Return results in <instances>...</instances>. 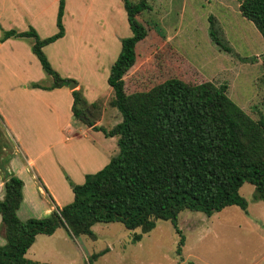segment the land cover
Listing matches in <instances>:
<instances>
[{"label": "trees", "instance_id": "1", "mask_svg": "<svg viewBox=\"0 0 264 264\" xmlns=\"http://www.w3.org/2000/svg\"><path fill=\"white\" fill-rule=\"evenodd\" d=\"M131 35L121 39V49L107 78L112 88L109 104L122 119L112 128L93 126L106 136L117 137L118 151L99 170L86 173L84 181H70L73 200L55 205L43 217L22 220L17 209L23 199V181L7 169L9 156H0L4 195L0 198V264H53L26 257L38 234L51 235L57 228L77 237L94 239L96 223L119 222L139 229L134 241L152 230L158 220H169L178 234L176 255L181 256L184 236L178 227L182 210L210 216L236 205L247 211L239 193L244 183L254 186V198L264 201V116L252 118L227 94L226 83L205 80L191 83L181 76L165 78L146 90L127 91L125 75L136 61V47L147 30L139 15L151 7L147 0H123ZM64 0H59L57 32L41 38L33 27L3 31L1 41L30 38L31 50L43 70L53 78L49 88L68 84L55 71L43 47L64 34ZM241 15L250 20L264 40V0H240ZM210 39L220 49L232 48L221 36L213 16L208 18ZM72 113L92 125L97 103H87L72 90ZM92 254L95 259L98 255ZM178 264H194L181 261Z\"/></svg>", "mask_w": 264, "mask_h": 264}, {"label": "rangeland", "instance_id": "2", "mask_svg": "<svg viewBox=\"0 0 264 264\" xmlns=\"http://www.w3.org/2000/svg\"><path fill=\"white\" fill-rule=\"evenodd\" d=\"M147 2L151 8L142 11L139 19L148 36L137 45L136 61L125 75L127 91L146 90L175 75L191 83L205 80L226 83L230 99L252 118L264 116V40L254 24L241 15L240 0ZM210 16L231 52L220 49L210 39ZM130 35L128 30L124 37ZM108 72L109 67L106 76ZM111 96L112 91L97 99L93 111L95 116L102 113L103 106L109 108L104 113L108 129L122 119L116 107L110 111ZM3 128L6 139L10 138ZM78 134L79 141L64 145L68 150L72 147L74 152L82 153L84 142L91 141L99 147L94 141H100L109 159L118 151L116 136L107 137L102 132ZM3 139L0 133V142ZM86 149L89 151V147ZM7 150L0 152V156H7ZM239 193L247 201L246 212L232 205L210 216L188 209L179 213L178 227L184 236L181 256L176 255L178 234L169 220H158L139 241L133 240L139 229H126L119 222L94 224V239L87 235L73 237L64 228H58L51 235L38 234L26 256L35 255L54 264H178L183 259L194 264H264V201L254 198V186L250 183H244ZM193 217L206 219L194 228ZM100 252L92 258V254Z\"/></svg>", "mask_w": 264, "mask_h": 264}, {"label": "crops", "instance_id": "3", "mask_svg": "<svg viewBox=\"0 0 264 264\" xmlns=\"http://www.w3.org/2000/svg\"><path fill=\"white\" fill-rule=\"evenodd\" d=\"M58 6L59 0H0V38L5 30L24 31L29 27L41 38L53 35L58 30ZM62 23L64 34L46 44L43 51L61 77L70 79L68 83H76L73 89L68 84L49 88L53 78L33 54L30 38L0 40V133L4 137L0 152L8 149L7 169L23 181V199L17 209L22 220L43 217L55 205L70 203L73 200L70 181L82 183L86 173L101 169L109 161L100 141H94L99 147L91 141L84 142L82 153L64 145L79 141L78 132L97 134L102 131L93 126L106 128L108 124L104 113L109 108L104 106L100 115L96 113L92 125L75 119L72 90H79L89 104L111 94L106 69L110 70L117 50L120 52L121 39L130 31L124 2L64 0ZM112 107L111 112L115 111ZM2 127L8 130L10 138L6 135V139ZM3 176L0 169V198L4 195ZM205 219L193 217L194 228ZM3 243L0 234V244ZM30 248L25 255L28 256ZM29 258L50 263L35 255Z\"/></svg>", "mask_w": 264, "mask_h": 264}, {"label": "water", "instance_id": "4", "mask_svg": "<svg viewBox=\"0 0 264 264\" xmlns=\"http://www.w3.org/2000/svg\"><path fill=\"white\" fill-rule=\"evenodd\" d=\"M75 86H76V83L73 82V81H70V82L68 83V88H69V89H73Z\"/></svg>", "mask_w": 264, "mask_h": 264}]
</instances>
